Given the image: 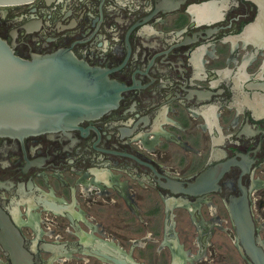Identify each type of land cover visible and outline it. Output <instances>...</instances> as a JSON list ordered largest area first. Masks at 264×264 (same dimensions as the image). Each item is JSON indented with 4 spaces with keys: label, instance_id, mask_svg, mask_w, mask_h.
<instances>
[{
    "label": "flooded vegetation",
    "instance_id": "obj_1",
    "mask_svg": "<svg viewBox=\"0 0 264 264\" xmlns=\"http://www.w3.org/2000/svg\"><path fill=\"white\" fill-rule=\"evenodd\" d=\"M0 37L125 86L75 128L0 136V264H264V0H33L0 6ZM213 164L217 186L172 192Z\"/></svg>",
    "mask_w": 264,
    "mask_h": 264
},
{
    "label": "water",
    "instance_id": "obj_2",
    "mask_svg": "<svg viewBox=\"0 0 264 264\" xmlns=\"http://www.w3.org/2000/svg\"><path fill=\"white\" fill-rule=\"evenodd\" d=\"M33 0H0V6L28 3ZM171 63V61H170ZM107 70L89 65L68 48L51 53H33L29 58L16 55L0 37V136L22 138L77 127L84 119L95 118L117 106L125 86L110 79ZM213 164L196 175L187 185L179 184L172 192L188 195L217 186L224 167ZM229 206L243 243L253 242V227L246 200L242 196ZM246 217V218H245ZM12 229V226L9 225ZM13 230V229H12ZM9 242L15 232L6 231ZM13 245V244H12ZM252 258L262 257L251 244ZM13 264L21 257L30 260L24 249L9 248Z\"/></svg>",
    "mask_w": 264,
    "mask_h": 264
},
{
    "label": "crops",
    "instance_id": "obj_3",
    "mask_svg": "<svg viewBox=\"0 0 264 264\" xmlns=\"http://www.w3.org/2000/svg\"><path fill=\"white\" fill-rule=\"evenodd\" d=\"M204 145L206 146V143H204Z\"/></svg>",
    "mask_w": 264,
    "mask_h": 264
}]
</instances>
